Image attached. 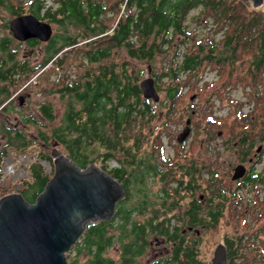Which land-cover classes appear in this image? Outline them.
I'll return each mask as SVG.
<instances>
[{
	"label": "trees",
	"instance_id": "trees-1",
	"mask_svg": "<svg viewBox=\"0 0 264 264\" xmlns=\"http://www.w3.org/2000/svg\"><path fill=\"white\" fill-rule=\"evenodd\" d=\"M49 1L0 0V9L12 17L32 13L53 28L47 42L28 41L32 48L43 46L41 60L33 62L29 57L19 58V47L12 46L15 39L8 33L9 21L0 25V132L4 138L1 160L11 152L24 155L31 146L48 147L53 145L50 141L57 142L62 153L80 168L94 163L122 185L125 195L117 202L112 219L90 222L86 226L65 254L68 264H140L138 258L147 251L149 241L156 237L171 243L168 258H163L161 264H209L201 258L195 260L196 245L201 243L203 232L217 226L225 204L230 207L232 219H238L232 209L235 186L217 184L222 189L219 193L222 204L215 208V213L205 209L204 215H199L201 200L190 207L187 213L190 217L198 215L199 220L192 226L201 230L199 238L188 236L185 239L182 231L190 223L172 220L171 216V213L178 214V204H174L173 199L177 196L175 201H178L181 191L174 187L172 198L163 200V189L154 193L155 198L147 189L148 178L151 182L157 179L163 185V167L158 162L163 163V147L155 140L149 142L153 136L156 138L152 134L156 125H151L159 117L155 109L166 107L165 114L169 116L179 106L182 90L188 84V80H182V75L194 77L205 63L229 68L224 85L241 83L244 88L251 86L258 94L264 71V8H254L252 2L244 0ZM194 9H200V17L205 22L208 19L215 22V33L226 31L221 37V45L213 40H194L186 23ZM170 52V60L157 70L154 67L156 59L166 57ZM145 64L152 66L156 90L163 92L158 103L142 95L139 82ZM73 67L77 69V75L70 74L73 76L70 77L66 72ZM56 68L61 71L59 83L52 79ZM236 69L244 75L234 74ZM22 86L27 91L37 88L44 95L57 94L65 101L57 122L50 101H43L38 106L40 120L34 115L24 117L25 124H51L48 133L39 131L37 139L40 143L9 121L11 113L18 109H11V102L6 101ZM257 105L255 109L262 114L264 109ZM168 121H163V125ZM260 138L264 139L263 136ZM145 143H151L152 147L147 150ZM241 146L244 156L250 154L254 140L249 134L241 136ZM43 161L52 166L50 151H37L36 158L28 162L24 176L14 188L28 203L34 202L52 175V170L46 171ZM250 169L248 174L235 181L236 187L264 181V174ZM203 172L200 168L198 188L201 193L208 189L207 183L203 185ZM193 180L190 176L188 185L193 186ZM211 184L216 185L215 182ZM3 185L0 196L11 193V189ZM134 209L143 213L135 221L132 220ZM161 211L163 217H160ZM245 228L243 225L239 233L223 236L228 264L247 261ZM263 228L253 232L261 235ZM114 245L119 252L116 261L106 255ZM83 255L85 259H82ZM160 263H154V259L149 262Z\"/></svg>",
	"mask_w": 264,
	"mask_h": 264
},
{
	"label": "rangeland",
	"instance_id": "rangeland-1",
	"mask_svg": "<svg viewBox=\"0 0 264 264\" xmlns=\"http://www.w3.org/2000/svg\"><path fill=\"white\" fill-rule=\"evenodd\" d=\"M48 3H50L49 0ZM260 6L264 8V0ZM200 16V9H194L189 13L186 21L188 29L193 33L194 40H208L207 42L213 40L217 45H221V37L226 34V31L220 30V32L215 33V29L217 27L215 22L210 19L205 22V20ZM12 18L13 17L7 11L0 9V25H3L5 21H10ZM2 34L3 32L1 35ZM12 46L19 47V58L29 57L33 62H38L42 58V45L32 48L24 43L19 42L18 44V41L14 40ZM181 49H183V46ZM171 52L166 57H158L156 59L154 67H156L157 70H160L161 66L165 65L170 60L172 54ZM146 66H149L151 70L150 74L152 76V66L145 64L143 66L144 72L142 79L148 76ZM222 66L226 65L214 66L212 63H205L200 67L194 77L182 75V80H188V84L185 85L182 90L183 99L180 101L177 109H175V111L169 116L165 114V111L167 110L166 107L160 106L158 107L159 109H155L159 117L156 118L151 127L156 125L152 131V134H154L156 138L153 136L151 140L149 139V142L152 143L155 140L154 142L160 143L162 147L164 146V154L167 157H171L173 154H176V150H180V153H184L185 149H189L190 153L196 154L202 159L203 154H205V156L208 154L207 147L212 141L215 144V146H213L215 147V151H211L209 153L214 155L212 162L215 169V184L221 186L223 185V187L231 186L233 188L235 183L231 180V175L233 173V169H231V167L236 166L239 163H243L240 159L241 154L238 151V145L242 135L244 136L245 134H249L250 139L254 140V146L250 151L251 157L253 156L256 148L261 145L262 150L260 152V161L256 162L255 168L256 171H262V173L264 172V139L260 138L261 136L264 137V110L261 114L259 109H255V107L258 106L257 104H259L261 109H264V71L261 78L263 81L261 84L263 85H259L258 94H255L251 86L250 88H244L241 83L237 84V82H235L233 84V82H231L232 84L224 85L223 81L225 80V75L227 70L229 71V68L227 66ZM75 70L77 69L73 67V69H69L66 74L69 76L70 74H74V76H76L77 73ZM242 71H244V68ZM60 72L61 71H58V68H56L55 72L52 74L54 83H59L58 81H61ZM235 73L244 75V73H241L239 69H236L234 74ZM24 86L13 92L15 95H23L24 97L21 109L13 111L9 121L12 125L22 128L29 138L37 139L39 131H45L48 133L51 124L47 123L46 126H43L42 124L39 126L25 124L23 121L24 117L34 115L38 120H40L41 118L38 114V106L43 101H50L55 109L57 122L64 109L65 101H63L57 94L44 95L39 92L37 88L27 91ZM158 94L159 100L155 103H158L163 98V92H158ZM252 95L256 96V98L254 99ZM12 105L18 107L16 97ZM188 113L189 116L187 115ZM188 117L190 118L189 125L191 133L185 145L180 146L176 141V136L183 129L185 121ZM209 119L211 121L208 123ZM166 120L169 121L163 125V121ZM158 125H160L159 128L157 127ZM221 140L225 141L224 149H221V144H219L221 143ZM37 141H39V139H37ZM3 142L4 138H2V134L0 132L1 146ZM38 143H40V141ZM151 143H145L144 147L149 150V147H152L150 145ZM50 144L54 143L50 141ZM51 148H53V145L48 147H43L40 144L31 146L28 148V152L24 153V159L22 158L23 154L16 155L11 152L10 156L12 158L7 162V164H11L14 171L13 173L6 171L0 172V187L3 183V186H7L11 189V193L16 192L14 188L19 183L22 176H24L20 165L24 166L25 169L28 162L36 158L37 151L43 150L49 152ZM57 148L62 153V149L59 148V146ZM205 159L208 160L209 158L205 157ZM3 162L4 159L2 160L1 165H3ZM158 162L160 163V166L163 167V163L160 160H158ZM205 162L207 163V161ZM42 164L46 171L50 172L51 168L47 169L44 161ZM243 164L247 165V162ZM203 179H206V177L204 176ZM207 181L208 180H204L205 183L203 182V185H205ZM147 184V189L152 198L157 197L154 193L163 188L162 182L157 179L154 180V182H151V178H148ZM254 188L256 187L254 186ZM249 191L257 195L256 200L253 201L254 203L249 201ZM2 193L3 191H0V195ZM240 194L239 202L235 205L233 200L232 203V209L233 211H236L238 219H232L230 207L225 204V210L222 214L223 216L219 219L217 226L213 230L207 229L203 232L202 241L199 244V257L203 261L210 262L215 247L219 243L223 242V236L225 233H227V235L239 233V231H242L241 229L244 223H249L246 228L243 229V231H246L247 233L249 225L250 227L252 226V222H255V225L257 226L264 221V184L259 186L258 191L252 187H248L246 190L241 191ZM204 195L207 196V193H204ZM154 204L158 205V203ZM244 218L246 221H244ZM192 234L193 233H189L188 236H192ZM262 238L264 237L261 236L260 240L257 242V240L252 241L251 236H247L249 241L247 240L246 244L248 247L244 251V253H247V261L244 264H264V250L261 251L256 249L257 246L264 249V242L262 241ZM158 239H160V237H158ZM167 244L168 248L171 247V243ZM159 247L160 246H157V248ZM152 249L153 248L150 250L147 249L146 253L138 258L140 264L149 263L148 260L154 255V251ZM106 255L116 261L119 257L117 245L108 249ZM85 257L86 256L83 255L82 259H85ZM242 260L243 259H240V261Z\"/></svg>",
	"mask_w": 264,
	"mask_h": 264
},
{
	"label": "water",
	"instance_id": "water-1",
	"mask_svg": "<svg viewBox=\"0 0 264 264\" xmlns=\"http://www.w3.org/2000/svg\"><path fill=\"white\" fill-rule=\"evenodd\" d=\"M254 7L263 0H246ZM9 31L18 41L37 38L46 42L52 26L32 13L13 17ZM140 80L142 95L153 102L159 100L154 78ZM190 118L177 135L180 143L190 133ZM52 175L43 190L28 203L19 192L0 197V264H68L65 254L90 222L110 220L116 204L125 195L120 182L94 163L82 169L57 148L51 149ZM48 169L50 168L47 165ZM245 166H235L232 180L245 174ZM211 264H228L226 250L219 243Z\"/></svg>",
	"mask_w": 264,
	"mask_h": 264
},
{
	"label": "flooded vegetation",
	"instance_id": "flooded-vegetation-1",
	"mask_svg": "<svg viewBox=\"0 0 264 264\" xmlns=\"http://www.w3.org/2000/svg\"><path fill=\"white\" fill-rule=\"evenodd\" d=\"M30 40L40 41L37 38H30V39L25 40V41H18V40L17 41L20 43H24V44L28 45V41H30ZM40 42H42V41H40ZM15 97L17 100L18 107L12 105L14 100H15ZM23 97H24L23 95H15L14 94L6 102H9V101L11 102V106H12L11 109H21V106L23 104ZM190 133H189V135H190ZM189 135L185 140H183L180 143L177 141V137H176V141L178 142V144L180 146L181 145L184 146L186 141L189 138ZM224 142H225L224 140H221V143H219V144H221V149L225 148ZM213 146H215V144L211 141V144L207 147L208 154L206 156H205V154H203L202 159L199 158L196 154L190 153L189 149H185L184 153H180V150H176V154H173V156H171V157H167L164 154V146H163V188H161V190L163 189V200H170L172 198L171 196L173 195L172 192L174 190V187L176 188V191H181L180 192L181 194L178 195V201H175L177 199V196L175 197V199H173L174 204H176V205L178 204V208H177L178 214L175 216V215H173V213H171V216H172V220L176 221L177 219H179L180 221L184 220V222L190 223L182 231L183 234L185 235V239L188 238V233H193L192 237H194L195 239L199 238L200 230H201L197 227L192 226V224H195V223L197 224L199 222V220H198V215L197 216L192 215L191 217H193V218L191 219L190 214L187 213V211L190 209L191 206H194V205L196 206L197 204L200 203V200H201L202 205L199 204V206L201 207L200 208L201 212L199 215H201V214L204 215L203 213L206 212L205 209L206 210H212L215 213V208L218 206H221V204H222V201H221L222 199L219 195V193L222 189L220 188V186L218 187L217 185L211 184V183L215 182V177H214L215 176V171H214L215 169H214V165L212 162L214 159V155H211L209 153L211 151H215V147H213ZM1 149H2V146L0 144V150ZM261 150H262V147L260 145L256 148L252 157L250 156V154L244 156V154L242 153L243 150H242L241 139H240V142L238 145V151L241 154L240 159L242 160L243 163L247 162V165H244L243 163H239V164H243L245 166L246 170H245L244 176L250 172L251 167L252 168L255 167ZM50 155H51V150H50ZM205 157H208L209 159L207 160V159H205ZM205 161H207V163ZM1 162H2V160L0 158V165H1ZM200 168H202L204 170L203 173H204V176L206 177V179H204V180H208L207 181L208 189H204V192H202V193L199 192V188H198V184H199L198 174L200 172ZM234 168H235V166L231 167V169H233V171H234ZM253 172L258 173V171H256V169H254ZM190 176H192L194 178L193 186L188 185V181H189ZM209 184H210V186H209ZM204 193H207V196H205L206 194L204 195ZM194 201H196V203H194ZM199 211L200 210H198V213H199ZM144 213H148V212L145 211ZM132 214H133L132 220L135 221L136 219L140 218L143 213H139L137 210L134 209ZM192 214H194V213H192ZM160 217H163V211L160 212ZM202 226H205V223L202 224ZM225 235H227V233H225ZM199 244H200V241L198 242V245H196V248H197L196 251L198 252L197 255L195 256L196 261L200 260ZM221 244L224 245L225 250H226V255H227V246L225 244V241L223 240V242ZM167 245L168 244L166 243V240L164 238L158 239L156 237V238H153L152 240H150L148 249L150 250L151 248H153L152 250L154 251V255L151 259L148 260V262H150L154 259V263L155 262L156 263H160V262L163 263V258H168L169 252L171 250V249H169L171 247L168 248ZM157 246H160V247L157 248ZM212 255H213V253H212ZM227 261H228V258H227ZM209 264H211V259H210Z\"/></svg>",
	"mask_w": 264,
	"mask_h": 264
},
{
	"label": "built area",
	"instance_id": "built-area-1",
	"mask_svg": "<svg viewBox=\"0 0 264 264\" xmlns=\"http://www.w3.org/2000/svg\"><path fill=\"white\" fill-rule=\"evenodd\" d=\"M23 159L25 158L24 156L22 157ZM24 161V160H23ZM21 167H22V165H20ZM3 171L5 172H9V173H13V171H14V168H13V166L11 165V164H5V166H4V168H3ZM2 171V172H3Z\"/></svg>",
	"mask_w": 264,
	"mask_h": 264
}]
</instances>
